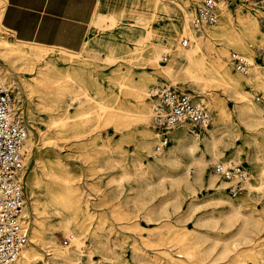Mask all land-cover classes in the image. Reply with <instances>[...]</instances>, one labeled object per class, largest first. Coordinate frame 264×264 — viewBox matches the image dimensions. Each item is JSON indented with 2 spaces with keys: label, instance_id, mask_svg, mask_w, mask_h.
Masks as SVG:
<instances>
[{
  "label": "rangeland",
  "instance_id": "1",
  "mask_svg": "<svg viewBox=\"0 0 264 264\" xmlns=\"http://www.w3.org/2000/svg\"><path fill=\"white\" fill-rule=\"evenodd\" d=\"M142 1L144 0H100L95 16L108 15L112 11L118 15L125 13V17L116 19L117 27H110L113 21L104 15H100L94 23L91 21L86 43L76 52L78 55L74 59L70 60L60 53L67 50L53 47V52L47 59L57 68L50 72L42 70L51 82L57 81L51 87L30 85L33 75L23 72L6 80L12 87L16 109L23 115L28 134L34 142L32 151L26 154V206L30 212L26 217L30 239L28 247L32 245L34 237L47 240L52 238L55 242V245H47L41 249L39 264H52L46 250L53 252L55 247L73 248L72 240L63 229L62 218L67 217L76 218V222L82 224L78 232L82 233L85 228H96L102 240L111 236L117 243L114 264H166L168 257L165 251L168 250H174V256L183 253L187 264H210L217 259L215 264H264L263 238L257 241L262 254H256L255 251L235 253L238 250L235 246L238 244L232 237L238 227L226 228L224 218L213 219V216L224 217V213L229 211L230 203H241L243 214L263 219L264 187L260 190L257 187L261 186L264 179L259 172L264 160V139L260 133L240 121L234 113L236 100L223 93L221 82L208 80L217 76L213 70L219 67L221 55L225 51L229 54L230 66L234 72L237 71L231 62L233 52L248 58L252 64L251 69L261 67L264 72V60L259 59L257 52V48L264 46V38L259 35L254 40L246 29L247 22L257 20L264 32V4L259 0H226V6L220 8L221 13L218 10L219 23L207 30L216 31L226 27L242 36L245 48L222 46L223 39L212 38L211 49L207 52V69L212 70L203 76L206 83L198 72L187 70L190 68L187 61L180 62L177 58L178 49L183 47L181 39L173 45L169 44L166 37L162 40L170 52L167 54V61L164 56L160 59V64L150 59L145 51L132 53L123 49L125 41L119 37L118 32L134 26L131 22L135 20L138 8H143L139 7ZM202 2L203 0H165L162 3L165 8L157 10V19L153 22L152 29L160 35L165 23L173 25L176 22L174 20L178 12H170V7H167L170 5L189 8L191 24L193 14H196ZM0 4L4 10V1L0 0ZM148 28L147 23L142 24L136 33L140 34ZM191 28L193 29L192 24ZM207 30L203 32L206 33ZM203 32L194 30L193 33L200 36ZM0 36L13 42L26 43L11 37L3 27L0 29ZM159 38L156 37L155 41H159ZM109 51H114L112 56L116 58L115 62L108 59ZM168 64L171 74L177 78L176 84L165 71ZM8 68L6 61L0 57V70L5 74ZM68 73H71L72 78L67 76ZM194 81L197 82L193 83ZM135 86L147 89L142 99L150 107L151 122L153 101L148 95L158 87L171 86L195 95L196 102L203 103L210 109L212 124L221 113L215 105L220 103L218 101L221 98L225 101L232 115V122L223 117L217 122L216 129H219L218 134L223 141L220 154L222 161L211 163L210 170L201 182L190 187L168 178L164 186H147L151 181L158 182L168 171L175 174L176 167L168 162H163L156 168L152 165L156 163L157 153L164 151L162 156L165 155L176 144L179 136L186 135H177L178 131L187 130L188 136L201 138L208 134V130L198 134L191 125H187L188 128L176 127L169 133L170 144L157 150L159 132L154 128L153 122L147 124L139 118L140 113L148 108H139ZM67 87L69 92L66 91V95L81 94L77 104L69 109L64 107V98L60 96L63 94L60 89ZM245 89L254 101L258 95L264 99L261 90L251 86H246ZM209 91L220 98L211 99ZM68 100L65 97V101ZM100 105H106L107 109L99 110ZM61 126L75 128L73 131H62ZM148 130L154 134L151 152L142 148ZM203 151L204 145L201 144L197 156H202ZM205 155L210 158L208 153ZM227 160L232 162L231 165L247 167L249 172V180L242 185L241 192L235 197L227 189L209 186L210 173H215L214 165ZM140 163L143 167H151L146 177L136 167ZM230 184L228 182L227 188ZM239 224L237 223L238 226ZM84 232L81 237H86L82 252H79L80 260H100L101 264H106L102 250L86 235L88 231ZM213 245H216V250L211 253V258L206 250ZM222 246L229 248L231 252L221 259L218 253ZM189 252L191 255L187 256L186 253Z\"/></svg>",
  "mask_w": 264,
  "mask_h": 264
},
{
  "label": "bare ground",
  "instance_id": "2",
  "mask_svg": "<svg viewBox=\"0 0 264 264\" xmlns=\"http://www.w3.org/2000/svg\"><path fill=\"white\" fill-rule=\"evenodd\" d=\"M164 2L165 0H159V2H157V4L159 3V8L160 7L165 8V6L162 4ZM225 6H226V0L218 4V10L220 13H221L220 8L225 7ZM167 7H170V12L171 10L178 12V16L176 20H174L176 22L173 23V25L170 23H165L164 28L163 29L161 28L162 33L160 35H157L156 30L152 29V24L153 22H155V20L157 19V15H158L157 10H156L154 11L152 17H150L147 21L145 19L137 20L136 22L131 23L134 25L132 28L120 29V31L118 32L120 34L119 37H122V39L125 41L123 49L126 50L127 52H132V53H135L138 51L141 52V50L143 52L145 51V54H148L150 59H154L155 62H158V64H160V59L163 58L164 56H165L164 57L165 61H167L169 57L167 54L168 52H170V49L163 44L162 40L166 37L169 40V44L173 45L177 42V40L181 39L180 44L182 45V40L183 38L186 37L190 39V43L187 45H182L183 47H180L178 49V52L176 53L177 58H179L180 62L187 61L190 67L187 70L193 69L196 72H198L202 76L203 79H205L203 76L208 71L212 70V68L207 69V61H208L207 52L211 49V46H212L211 44L213 43L212 38L220 37L221 39H223L222 46L229 45L231 47H239L241 49L245 48L242 36H240L237 33H234L233 31H229L226 27H221L216 31L207 30L208 28L216 26L220 20L214 25H211V26L204 25L200 29H197L194 26V19L196 15L194 12L193 17H192V23H191L193 29L198 32H203L207 30L206 33L203 32L202 34L200 33L201 34L200 36H195L193 33L194 30L191 28V24H190L189 8H187L186 6H182V5L180 6V8H177L172 5L167 6ZM3 13H4V10H2V6L0 4V29L2 28ZM104 16L106 18L112 19L113 23L110 27L118 26L117 20L114 16L112 15H104ZM145 23H147L149 28L146 31L141 32L140 34H137L136 32L139 31V26ZM246 29L249 31L248 33L252 39L257 40L259 35H262V37L264 38V32L262 30L261 24L257 20L247 22ZM156 37H160L159 41H155ZM252 46L253 44L250 46V48ZM94 51L98 52L96 50ZM52 52H53V48H50V47L13 42V41L8 40L6 37L0 36V57L4 61H6V64L9 66V68L6 69L5 74L2 72V70H0L1 74H3V79L5 81L7 79H12L16 73L23 72V73L33 75V81L32 83H30V85H33L34 87L35 86L51 87V84L57 83V81L51 82L49 78L45 77V74L43 72L44 71L50 72L51 70H54L57 68L55 64H53L51 61L47 59V56ZM113 52L114 51H109L107 54H108V59L110 60L113 59V62H115L116 58L112 56ZM60 53L67 56L70 60L74 59L75 56L78 55L74 51L72 52L71 51H61ZM93 56L95 57L96 55L94 54ZM221 56H222L221 57L222 62L220 63L219 67L214 68L213 70V72L217 76H215L214 78L208 79V80H216V81L221 82L223 93L226 96L233 97L236 100L237 106H236V110L234 111V113L238 116L240 121L246 124L248 128L253 129L255 132L260 133L262 138L264 139V101H259L258 99L254 101L252 95L249 94L245 89L246 86L255 87L261 90L264 94V72L261 70V67H253L252 69L250 68L251 73L249 71L248 75H244L240 73L239 71H237L236 69L235 70L237 72H234L230 66L228 52L225 51V54ZM251 67H252V64H251ZM165 71L172 78L171 80L174 82V84H176L177 78L171 74L170 65L166 67ZM67 76L69 78H72L71 73H68ZM205 81L207 83L206 79ZM195 82L197 81H194L193 83ZM198 85H199V82H198ZM9 88L12 89L10 85H9ZM134 89L136 91L135 96L138 98L139 108H142V107L148 108L147 111L140 113L139 118L143 122H146L147 124L148 123L151 124L153 122V116H154L153 106H152V122H151L150 107L148 103L142 99L147 89L139 87V86H135ZM204 90H206V87L204 88ZM66 91L69 92L68 87L60 89V92L63 93L60 96L64 98V101H63L65 102L64 107L69 109L72 106H75L77 104L78 97H80L81 94H75L73 96H68L66 95ZM209 92L211 94V99L220 98V96H216V95L214 96V94L211 91ZM84 94L89 97V95L86 92H84ZM193 96L194 98L196 97L195 95ZM65 97L66 98L68 97L69 100L65 101ZM218 102L220 103H217L215 105V108L221 111V113L219 114V117H217V119L215 118V120L213 121V124L211 122L212 113L210 109L208 108L211 113V119H210L209 124L211 123L212 126L208 125L206 127V129L208 130L207 135L201 138H198V137H193L191 135L188 136L187 130L178 131L176 133L177 135L178 133H181L182 135L186 133V135L179 136L176 139V144L173 147L169 148V150L165 153V155L162 156L164 151L161 153H157L159 155L156 157L157 159L156 163H154L152 166L156 168L155 166L163 162H168L170 164H173L176 167L175 172H174L175 174L172 175L171 172L168 171L167 173H165L163 176L160 177L158 182L156 181L155 183L154 181L153 182L151 181L147 185L148 187H153L155 184L164 186L165 181L168 178L173 179L176 183L183 182L186 185L191 187L193 184H196L202 181L204 176H206L208 170H210L209 166L211 163L221 160V157H220V154L222 152L221 144L223 141H222V138L218 134L219 129L218 130L216 129L218 126L217 122L221 119V117H223L228 122H232V117H231L232 115L228 111L226 107V103L222 98ZM98 109L106 110L107 106L100 105ZM82 118H85V117H82ZM187 125L190 126L189 124L183 123L176 127L182 128L186 126V128H188ZM61 128H62V131H73L75 126H61ZM170 132H172V130ZM153 139H154V134L148 130L147 135L143 139L142 148L144 150L151 152L152 146L154 144ZM201 144L204 145V151H203L202 156L198 157L197 152L201 149ZM33 145H34V142H33L31 135L29 136V134H27L25 142H24V146H23L24 164H25L24 180H25V173H26V154L32 151ZM205 153H208L210 158L207 157ZM219 163H222V162H219ZM231 163L232 162L230 160H227L226 162H224L225 165H231ZM143 166L144 165L140 163L136 167L139 170H141V172L143 173V176L146 177L151 167L150 166L143 167ZM259 172L262 175V177H264V160H263V166L261 167ZM223 180L224 181H222V177L218 175L216 172L210 173L209 186L216 187V188L218 187L221 189H227V184L229 181L224 178ZM248 180H249V177L247 180H245L242 183V185H244V183ZM249 185L250 187H252L251 184ZM263 187H264V179L261 183V186L257 188L260 190ZM145 191L146 189H144V192ZM232 197H235V196H232ZM241 208H242L241 203L239 205L230 203L229 211L224 213V217L213 216V219L224 218L226 228H232L234 226L238 227L236 234L232 237V239L236 240L238 244L235 246V247H238V250L235 253L240 254V253H243L244 251H248V252L255 251L257 252L256 254H260L262 251H259L258 249L259 242L257 241L261 238L264 239V216H263V219H254V217L251 216L250 214H243L241 212ZM23 214L25 217L24 223L26 225L28 235H29V228H28V222H27L26 217L27 215L30 214V212L26 204L23 210ZM76 220H77L76 218L75 219L67 218V217L62 218L64 232L66 233V235H68L70 240H72L71 243L73 244V248L68 247L65 249H61V248L55 247L53 249V252L46 250L49 252L48 253L49 261H51L52 264H72L74 262L80 261L81 254L79 255V252H82L81 249L84 247V237H86V236L81 237V235L85 233L84 231L86 232L88 231L86 235H89L93 244L97 248H100L102 250V253L105 256L104 260L105 262H107L106 264H114V259H116V256H117L116 241L111 236L107 237V239L105 238V240H102L100 236L101 234L99 233V231L96 230V228L95 229L85 228V230L82 233L78 232L82 224H78ZM237 223H240L239 226L237 225ZM77 233H80V234H77ZM31 241H32V245L28 247L29 242H30V239H29L28 245L24 248L20 257L13 264H39V259L42 258L41 249L47 247V245H55V242L53 241L52 238L51 240H47L41 237H34L32 238ZM223 247L224 246L221 247L222 250L218 253L221 259L226 258L228 254L231 252L229 248L227 247L223 248ZM214 250H216V245H213L209 247L208 250H206V252L209 254L208 257H211L210 255ZM172 251L171 250L165 251V255L168 257V261L166 260L167 261L166 264H187V261L183 259L185 258V255H183V253H179L177 256H174ZM186 254L187 256L191 255L190 252ZM91 256H92V252L89 253L90 258ZM239 257H241V255ZM217 260L210 262V264H215ZM143 261L144 263L146 262L145 260ZM93 262L94 260L92 261L91 259L85 260L86 264L87 263L92 264ZM98 263L101 264V261L98 260ZM147 263L148 262H146V264Z\"/></svg>",
  "mask_w": 264,
  "mask_h": 264
},
{
  "label": "built area",
  "instance_id": "3",
  "mask_svg": "<svg viewBox=\"0 0 264 264\" xmlns=\"http://www.w3.org/2000/svg\"><path fill=\"white\" fill-rule=\"evenodd\" d=\"M223 1L203 0L197 8L194 26L200 29L216 24L218 4ZM259 2L264 4V0ZM189 43L190 39L183 38L182 45ZM257 52L259 59L264 60V46L257 48ZM231 62L237 71L249 74L251 64L244 55L233 52ZM150 99L153 101V126L160 133L157 150L170 144L169 132L176 126L186 123L201 134L209 125L211 113L208 107L196 102L190 93L162 86L151 92ZM257 99L264 101L261 95ZM14 103L13 92L0 72V264H13L29 242L23 214L26 204L23 146L28 126ZM214 171L231 182L227 190L232 196L241 192L242 183L249 177L247 167L243 165L217 163ZM72 264L86 263L82 259ZM92 264H99L98 260Z\"/></svg>",
  "mask_w": 264,
  "mask_h": 264
},
{
  "label": "crops",
  "instance_id": "4",
  "mask_svg": "<svg viewBox=\"0 0 264 264\" xmlns=\"http://www.w3.org/2000/svg\"><path fill=\"white\" fill-rule=\"evenodd\" d=\"M2 27L20 42L36 43L67 51L81 50L89 34L91 21L100 0H3ZM159 0H144L135 20H148L159 8ZM108 15L124 18L125 13ZM139 17V18H138ZM131 22V23H133Z\"/></svg>",
  "mask_w": 264,
  "mask_h": 264
}]
</instances>
